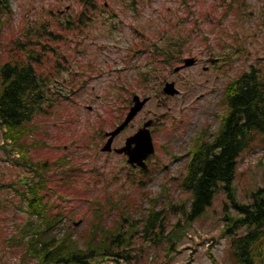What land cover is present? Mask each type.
I'll list each match as a JSON object with an SVG mask.
<instances>
[{
    "label": "rangeland",
    "instance_id": "rangeland-1",
    "mask_svg": "<svg viewBox=\"0 0 264 264\" xmlns=\"http://www.w3.org/2000/svg\"><path fill=\"white\" fill-rule=\"evenodd\" d=\"M9 2L12 13L3 17L0 62L27 60L22 44L31 40L46 46H26L42 59L37 69L48 80L51 100L49 115L29 126L27 142L34 144L32 162L51 169L45 191L57 211L53 215L61 219L62 234L71 233L85 251L99 208L109 227L119 226L123 215L132 217L127 226L143 227L158 206L172 230L184 219L171 206L190 204L181 181L192 149L219 127L227 85L251 66L264 69V0H93L95 7L87 11L92 21L75 31L64 25L78 20L88 0ZM167 45L177 47L179 56L170 69L153 57L154 50ZM189 59L195 63L185 67ZM156 66L146 81L144 73ZM167 83H174L179 94L165 95ZM133 95L151 100L114 146L123 147L139 127L153 121L155 154L146 174L132 168L125 155L101 152L103 135L124 120ZM32 175L17 152L4 150L0 127V183L17 186ZM234 185L243 203H251L252 194L264 186L263 136L257 135L240 156ZM19 201L13 188L0 187V264H37L24 262L25 249L7 243L17 232L14 223L22 226L30 217L20 209L26 203ZM226 201L220 192L189 227L172 260L141 231L134 237L133 254L140 264H239L224 235ZM91 264L125 263L97 257Z\"/></svg>",
    "mask_w": 264,
    "mask_h": 264
},
{
    "label": "trees",
    "instance_id": "trees-1",
    "mask_svg": "<svg viewBox=\"0 0 264 264\" xmlns=\"http://www.w3.org/2000/svg\"><path fill=\"white\" fill-rule=\"evenodd\" d=\"M95 5L93 0H88L84 10L78 14V20L73 25L68 21L65 29L75 31L81 26L85 27L92 21L87 11ZM11 13L9 0H0V37L3 17L7 18ZM46 33L52 38L58 37ZM33 45L46 50L40 39L36 42L31 40L22 44L27 60L20 57L0 62V127L3 130L4 150L9 154L17 152L19 158L33 169V175L20 181L17 186L0 183V187H10L16 191L19 202L26 203L25 209L20 207L21 211L30 216L22 226L15 222L17 232L7 239L8 244L25 249L24 262L91 264L100 257L104 260L112 258L118 263L140 264L139 256L133 254L134 237L140 231L154 248L164 247L167 257L172 260L171 254L177 251L189 227L212 207L216 196L224 192L227 196L224 235L229 238L234 260L239 264H264V186L252 194L251 203H243L238 199L234 185L240 156L252 146L257 135L264 137V69L251 66L248 72L227 85L223 98L226 110L219 127L209 134V140H200L192 149L181 181L182 190L190 194V204L171 206L176 211L174 213L184 220L180 219L168 231L166 218L162 216V211L157 210V206L145 218L143 227L134 224L127 226L132 218L127 217L129 215H123L122 220L118 221L119 226L109 227L104 220V210L99 208L92 222L91 241L84 251L78 248V241L71 233L62 234L61 219L57 214L53 215L57 211L45 191V188L49 189L47 175L50 167L47 163L35 164L31 160L34 144L27 142L31 133L29 126L38 118L49 115L46 107L51 101L48 80L37 69L42 59L34 51L26 49V46ZM176 48L167 45L166 48L154 50L155 63L159 62V66L170 69L179 59L175 54ZM157 69L158 66L144 73L146 81Z\"/></svg>",
    "mask_w": 264,
    "mask_h": 264
},
{
    "label": "water",
    "instance_id": "water-1",
    "mask_svg": "<svg viewBox=\"0 0 264 264\" xmlns=\"http://www.w3.org/2000/svg\"><path fill=\"white\" fill-rule=\"evenodd\" d=\"M194 63L195 59L186 60L185 67H191L194 65ZM163 92L168 96H175L179 94V91L176 89L174 83H167L163 89ZM149 101L150 98H145L142 100L138 95L133 97V105L130 108L126 120L113 132L107 134L109 140L103 147V152L113 151L112 145L114 139L133 121V119L140 113V111L144 109ZM152 124V121L145 123L143 128H141L134 136L127 140L125 147L115 150L118 154L127 155L128 163L132 167H139L142 170H146V161L155 153V146L153 144V138L150 130Z\"/></svg>",
    "mask_w": 264,
    "mask_h": 264
},
{
    "label": "flooded vegetation",
    "instance_id": "flooded-vegetation-1",
    "mask_svg": "<svg viewBox=\"0 0 264 264\" xmlns=\"http://www.w3.org/2000/svg\"><path fill=\"white\" fill-rule=\"evenodd\" d=\"M183 62H184V61H183ZM142 111H143V110H142ZM142 111H140V113H141ZM140 113H139V114H140ZM139 114H138V115H139ZM138 115L133 119V121L138 117ZM133 121H132L131 123H133ZM131 123H130V124H129V125H128V126H127V127H126V128H125V129H124V130H123V131H122V132H121V133L115 138V139H114V141H113V145H112L113 150H116V149H122V148L124 147V146H123V147H122V146H121V147H115V146H114V143H115L116 139H117L120 135H122V133H124V132L127 130V128L131 125ZM153 125H154V124H153ZM141 128H142V127H141ZM139 129H140V127H139ZM139 129H138V130H139ZM108 139H109V138L107 137V135H106V133H105L103 140L107 142ZM127 139H128V138H127ZM126 141H127V140H126ZM125 143H126V142H125ZM111 153H114V152H110L109 154H111ZM121 156H122V155H121ZM132 168H134V167H132ZM134 169H136V168H134Z\"/></svg>",
    "mask_w": 264,
    "mask_h": 264
}]
</instances>
